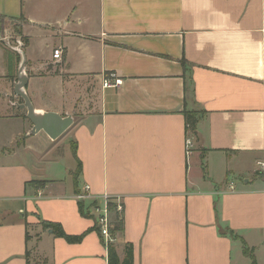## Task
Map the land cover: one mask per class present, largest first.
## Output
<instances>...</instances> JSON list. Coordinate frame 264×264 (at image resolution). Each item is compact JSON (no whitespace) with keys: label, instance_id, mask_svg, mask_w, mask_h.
Returning <instances> with one entry per match:
<instances>
[{"label":"crops","instance_id":"crops-1","mask_svg":"<svg viewBox=\"0 0 264 264\" xmlns=\"http://www.w3.org/2000/svg\"><path fill=\"white\" fill-rule=\"evenodd\" d=\"M0 18L25 22L34 107L84 111L68 131L82 171L73 157L62 178L61 144L27 138L26 113L0 101V264H108L86 186L123 207L121 261L131 245L134 264H251L229 229L264 264V0H0ZM17 66L0 43V90ZM42 222L88 234L33 238Z\"/></svg>","mask_w":264,"mask_h":264},{"label":"trees","instance_id":"trees-1","mask_svg":"<svg viewBox=\"0 0 264 264\" xmlns=\"http://www.w3.org/2000/svg\"><path fill=\"white\" fill-rule=\"evenodd\" d=\"M21 35V33H20ZM26 44V41H25ZM183 65L186 66V63L183 62ZM189 90L186 89V92H188ZM185 115V120H186V129H187V133L191 136V137H197L198 132H197V125L201 119V113H197V112H191V111H185L184 112ZM26 119V117H25ZM71 151H72V155L75 158V160L78 162V170H77V175L81 174L82 171V166L80 161L77 158V144L75 142H73L71 144ZM37 184L34 183H29L27 184V187H31V186H35V187H39L40 186H36ZM75 187H77L75 185ZM76 193L79 194L76 190ZM101 201L100 200H87V201H81L79 203V210L80 213L83 217L85 218H89V219H94L93 215H92V210L95 206L100 205ZM110 210L112 213V229H111V233L113 236H120L122 235L123 231H124V222H123V216L122 213H118L116 212V208L114 204H110ZM41 226L43 227L44 230L46 231H51L52 234L54 236H56L57 238H61L64 239L65 241H67L70 244H78L81 243L82 240L85 238V236L88 234L87 232L80 235V236H69L67 235L63 228L61 227V225L59 224H55V223H49V222H42ZM98 230V228H97ZM99 233V231H98ZM100 235V234H99ZM221 235H227L228 237H230L233 240H237V241H242L243 244V253L244 256L247 258H250L252 261V264H257L255 261V257H254V251L250 248H248V246L246 245V243L237 235L234 234V232H232L231 230L227 229L225 231L221 230ZM108 250V264H134V249L133 246L128 245L125 247L124 252H125V258L123 261H121L119 259L117 250L115 247H107Z\"/></svg>","mask_w":264,"mask_h":264},{"label":"water","instance_id":"water-1","mask_svg":"<svg viewBox=\"0 0 264 264\" xmlns=\"http://www.w3.org/2000/svg\"><path fill=\"white\" fill-rule=\"evenodd\" d=\"M21 46L23 45L14 49L8 45L21 56L17 76L18 81L15 84L14 94L22 100V103L14 104L19 110L27 112V120L32 124V130L28 133L30 137L44 133L51 141L56 142L74 126L75 116L73 114L61 116L57 113L37 110L34 107L26 91L29 77L26 71V55L22 51Z\"/></svg>","mask_w":264,"mask_h":264},{"label":"rangeland","instance_id":"rangeland-1","mask_svg":"<svg viewBox=\"0 0 264 264\" xmlns=\"http://www.w3.org/2000/svg\"><path fill=\"white\" fill-rule=\"evenodd\" d=\"M24 23L25 22L21 21L20 19H8V20L4 21L3 19L0 18V43L5 44L6 46L9 45L10 47H13L14 49L19 48L20 45H23L21 47H22V51L24 52V46L26 45L25 44L26 39L22 35V26H23L22 24H24ZM20 33H21V35H20ZM14 53L16 54V56H18L19 63H20L21 56L16 51H14ZM18 69H19V66H17L16 71L14 69V72L10 75L9 79L7 78L8 81L12 82L11 84L14 85V88H15V84L18 81L17 80ZM26 71H27V62H26ZM14 88L12 86H10L8 91L7 90L6 91L0 90V92L2 91L0 93V99H1L0 101L4 104L6 103L5 105H13V103L18 104V98L17 97H15L16 99L14 98V95H15L14 94ZM1 108L2 107L0 104V109ZM14 111H15V109H14ZM24 112L27 114L26 111H24ZM74 116H75V120H77V119L84 116V111H80L77 114L75 113ZM31 130H32V128L30 129V131ZM28 133L26 135L27 138L30 137L28 135ZM68 135H69V132H67L61 139H59L57 141L58 143L61 144V146H59V149H58L60 151H58V152H59V155L62 157V160H61L62 165L59 166V171L62 174L61 175L62 178L65 177L66 171L68 173L69 167L71 166L70 164L74 163L72 152L70 151V139H69ZM22 140H23V138H20L18 143H21ZM60 147H61V149H60ZM35 184H37L36 186L41 187L44 185V182H35ZM41 228H42V226L40 228L37 227V229H33V228L30 229V232H31V235H33V238L34 237L36 238L37 235H39V236L41 235ZM34 243H35V241L33 240L32 246ZM112 246L115 247L117 250L118 243L115 242L114 244H109L108 248L112 247ZM249 262L252 264V261H249Z\"/></svg>","mask_w":264,"mask_h":264},{"label":"built area","instance_id":"built-area-1","mask_svg":"<svg viewBox=\"0 0 264 264\" xmlns=\"http://www.w3.org/2000/svg\"><path fill=\"white\" fill-rule=\"evenodd\" d=\"M62 56V51L57 49L54 51L53 58L55 60H59ZM121 85V81L117 79L114 75L106 78L103 82L104 88H116ZM187 147L188 149L192 148V139L187 140ZM259 166L264 168V164H258ZM231 190L233 191L234 188L232 187ZM90 187L86 186L85 190L82 194L76 196V198L80 201H93V200H100L101 204L97 205L92 210V215L96 222V227L98 228L100 236L103 238L106 247L109 244H114L117 241V236H113L111 233L112 229V213L110 210V204L112 203V198L105 196V197H95L92 196L90 193ZM115 205L116 212L121 213L123 211V207L120 203H112Z\"/></svg>","mask_w":264,"mask_h":264},{"label":"flooded vegetation","instance_id":"flooded-vegetation-1","mask_svg":"<svg viewBox=\"0 0 264 264\" xmlns=\"http://www.w3.org/2000/svg\"><path fill=\"white\" fill-rule=\"evenodd\" d=\"M13 107H16L14 103H13Z\"/></svg>","mask_w":264,"mask_h":264}]
</instances>
